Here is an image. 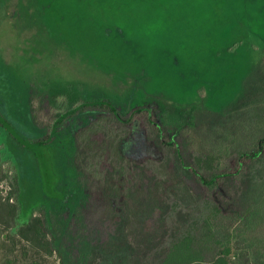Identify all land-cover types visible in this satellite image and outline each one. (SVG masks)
Here are the masks:
<instances>
[{"label": "rangeland", "instance_id": "1", "mask_svg": "<svg viewBox=\"0 0 264 264\" xmlns=\"http://www.w3.org/2000/svg\"><path fill=\"white\" fill-rule=\"evenodd\" d=\"M105 98L153 107L188 160H219L264 133V0H0V110L22 136L41 137L68 108ZM78 128L88 140L89 117L76 118L35 149L39 159L0 130V200L13 189L9 156L20 177L17 228L44 212L62 247L82 244L86 227ZM251 197L244 219L228 227L219 217L216 229L264 260V181ZM8 220L0 212V264H76L74 253L61 259L12 234Z\"/></svg>", "mask_w": 264, "mask_h": 264}, {"label": "trees", "instance_id": "2", "mask_svg": "<svg viewBox=\"0 0 264 264\" xmlns=\"http://www.w3.org/2000/svg\"><path fill=\"white\" fill-rule=\"evenodd\" d=\"M32 112L31 107L34 119ZM82 117H89L91 130L86 141L79 139V128L74 133V166L85 182L86 252L78 239L64 247L63 239H49L52 226L44 212L17 228L20 177L8 156L2 161L11 168L13 189L0 200V212L9 218L5 224L13 222L12 234L31 235L34 244L56 250L61 259L74 253L76 264H264L216 229L219 217L229 227L248 214L251 196L264 181V133L219 160H188L181 140L153 107L124 110L106 98L68 108L35 139L22 136L0 110V130L39 159L35 149L50 147L66 125Z\"/></svg>", "mask_w": 264, "mask_h": 264}]
</instances>
